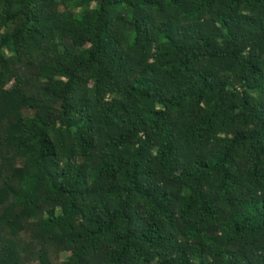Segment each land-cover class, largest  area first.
<instances>
[{"label":"trees","instance_id":"trees-1","mask_svg":"<svg viewBox=\"0 0 264 264\" xmlns=\"http://www.w3.org/2000/svg\"><path fill=\"white\" fill-rule=\"evenodd\" d=\"M0 264H264V0H0Z\"/></svg>","mask_w":264,"mask_h":264}]
</instances>
